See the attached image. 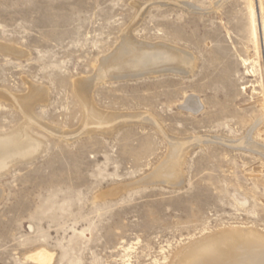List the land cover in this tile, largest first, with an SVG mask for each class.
Returning a JSON list of instances; mask_svg holds the SVG:
<instances>
[{"label": "rangeland", "instance_id": "374dc122", "mask_svg": "<svg viewBox=\"0 0 264 264\" xmlns=\"http://www.w3.org/2000/svg\"><path fill=\"white\" fill-rule=\"evenodd\" d=\"M126 35L191 64L102 79ZM0 48V135L38 141L0 170V264H37L40 248L51 264H163L216 234L215 248L264 247V0H0ZM80 82L123 117L87 132ZM175 141L178 177L154 181ZM247 230L260 238L225 237Z\"/></svg>", "mask_w": 264, "mask_h": 264}, {"label": "bare ground", "instance_id": "6f19581e", "mask_svg": "<svg viewBox=\"0 0 264 264\" xmlns=\"http://www.w3.org/2000/svg\"><path fill=\"white\" fill-rule=\"evenodd\" d=\"M183 8L188 9V10H195V8L191 7V5H187V4H185V7H183ZM128 36L126 35V36H124V38H122V42H121L122 45L120 46L119 49H117L118 51L116 52V54L113 57H111V56H109L110 58L106 57L102 60V62H100V68L101 69L99 70V72H100L99 76L101 78L105 77L107 75V73L110 71H111L110 73L112 74L114 72V70H116V71L118 70L119 73H121V72H124V73L125 72L140 73V72H144V71H149V72L151 71V73H152V70H156V72H157V69L162 68L163 71L166 70L168 72H173V71L181 72L183 70L179 69L180 70L179 71L178 69L175 68L174 65H170L169 63H173V61H174V62H176L175 65H181L182 64L184 66L186 64L183 67L184 69L187 66V64H191V61H189L186 57L187 55L182 53V51H181V53L176 52L177 49L175 51L174 48H170L171 46H167L165 44L160 43V44L152 46L151 48H147L148 49L147 52L141 51L142 49L141 50L140 49L135 50V47L133 46L134 44L132 45V41L130 39L131 36L130 37H128ZM135 44H137L136 41H135ZM138 44H139V42H138ZM126 75H127L126 77H128V74H126ZM129 75L132 76V73H130ZM146 75H148V73ZM121 76H119V79ZM113 78L115 79V76ZM121 78H125V76L123 75ZM88 81H89V79H88ZM74 87H75L74 91L76 92L78 99H80L81 104H83V106L85 108L84 109L85 114L83 116L84 117L83 123H84V128L86 127L88 129L87 132H93L92 131L93 129L96 131L102 130L103 127L107 126L109 123H110L109 125L113 126L112 121L113 120L115 121V118L120 117V115H118V117H117L115 115L113 116V113H112L111 116L110 115L108 116L106 114L103 115L102 112H99L97 110V108H95L96 106H94V104L91 103L92 102L91 101V95H90V89L91 88L89 87V84L87 82H80L77 86H74ZM37 89H34V90L32 89V91L29 92L30 94L28 96H26L25 98L16 99L17 102L19 103V107L21 106L22 110L25 112V115L27 114L26 117H28V113L31 111L32 103L34 101L40 100L42 98L41 92H39V90H37ZM183 108L191 111V113L196 112V111H199L201 109V103L199 102L198 99L194 98L193 96L192 97L190 96V97H187V99H185ZM114 114H116V113H114ZM130 114L131 113H129V115ZM140 115L144 116L143 114H140ZM122 117H120V118H122ZM134 117H135V115H134ZM140 118H142V117H140ZM144 118L147 119L146 116ZM28 119L31 122L35 121L32 118H28ZM133 119H135V118H133ZM126 120H127V118H126ZM121 121H123V120H121ZM136 121H138V120H136ZM144 121H145V119H144ZM116 122H114V123H116ZM26 124H27V122H26ZM55 129H57V128H55ZM90 129H91V131H90ZM110 129H113V128L111 127ZM79 130H80V128H79ZM81 130H83V129H81ZM108 130H109V128H108ZM14 131H16V130H14ZM26 131H27V129H26ZM9 132H11V131H9ZM99 132L101 133V131H99ZM26 134L25 135L22 134L21 136H18V137L12 136V135H9V136L7 135V136L1 137V135H0V170L7 167L10 164V162H13L14 160H17V159L19 160L21 158L27 157L29 154H31V153H29V150H32V152H35V150H36L35 148L38 147V145H36L38 143V141L31 139ZM73 135H74L73 137L76 136L75 134H73ZM78 136H80V135H77V137ZM63 137H64V135H63ZM173 141H174V139H173ZM177 141H181V140H177ZM246 142L248 144V141H246ZM237 143H238V141H237ZM170 144H171V142H170ZM183 145H187L186 142H185V144H183L181 142H176V141L172 142V144L170 145L171 146L170 147L171 152L174 153V157L170 158L172 162H170L171 164H168V166L166 165V167L157 170V172L155 173L156 177L154 178V181H156V180L159 181V179H161L160 181H166V178L169 179V178H173V177H176V178L178 177V168H177L178 166H176V164L178 163L177 162L178 161L177 156H178L179 152L181 151V148L183 147ZM244 145H246V144H244ZM171 152H170V155H171ZM26 159H28V158H26ZM114 191H116V189L112 190L110 192L114 193ZM243 229H245V228H243ZM252 231L251 230L242 231L240 234H233V235H231V233H230L229 236L225 235V237H227L226 239H232L233 240V238H234V239H237V240L243 241V242L250 240L252 238L253 239L254 238H260V235L257 234V232H254V231L252 232ZM218 234H220V233H218ZM223 237H224V235H217L216 234L214 236L211 235V237H207V238L205 237L206 239H204V240L201 239L199 241H193L191 243H187L188 244L187 247H184V248L182 247V249H180V251H178L174 256L172 255V258L169 255V257L171 258L170 260L168 259L169 257L168 258L163 257L164 258L163 264H264V247L257 249V252H253L251 249L244 247V245L243 246L240 244L232 245V242H231V244L229 245V243H228V246H226V248H224V249L223 248L222 249L221 248H215L218 241L223 239ZM263 238H264V236H263ZM225 241H227V240H225ZM248 243H250V242L248 241ZM248 243H247V245H248ZM29 259H31L32 261H34L37 264H51V261L53 258H52V254H50L47 251H45L44 249L40 248V250L38 249L36 252L32 253L29 256Z\"/></svg>", "mask_w": 264, "mask_h": 264}]
</instances>
